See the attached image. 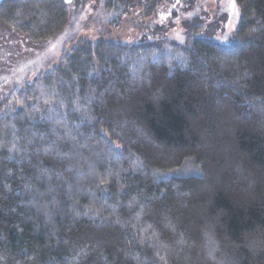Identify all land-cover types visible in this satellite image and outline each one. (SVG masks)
<instances>
[{
	"label": "trees",
	"instance_id": "trees-1",
	"mask_svg": "<svg viewBox=\"0 0 264 264\" xmlns=\"http://www.w3.org/2000/svg\"><path fill=\"white\" fill-rule=\"evenodd\" d=\"M234 1L227 44L190 26L183 43L80 40L11 91L0 264H264V0ZM68 3L0 0V24L44 43ZM187 160L197 173L160 176Z\"/></svg>",
	"mask_w": 264,
	"mask_h": 264
},
{
	"label": "rangeland",
	"instance_id": "rangeland-1",
	"mask_svg": "<svg viewBox=\"0 0 264 264\" xmlns=\"http://www.w3.org/2000/svg\"><path fill=\"white\" fill-rule=\"evenodd\" d=\"M65 28L40 44H30L20 35L0 24V108L16 87L50 70L64 53L78 41H113L126 44L169 39L183 43L188 27L198 28V35H211L227 44L235 32L240 11L234 0H160L149 11L145 1L122 7L107 0H68ZM117 151L120 148L114 145ZM197 173L191 161L161 177Z\"/></svg>",
	"mask_w": 264,
	"mask_h": 264
}]
</instances>
